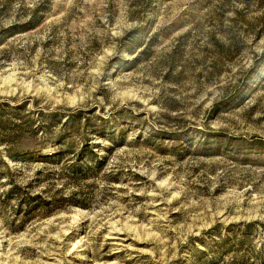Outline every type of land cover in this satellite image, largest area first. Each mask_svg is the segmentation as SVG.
Returning <instances> with one entry per match:
<instances>
[{
	"label": "rangeland",
	"instance_id": "1",
	"mask_svg": "<svg viewBox=\"0 0 264 264\" xmlns=\"http://www.w3.org/2000/svg\"><path fill=\"white\" fill-rule=\"evenodd\" d=\"M0 264H264V0H0Z\"/></svg>",
	"mask_w": 264,
	"mask_h": 264
},
{
	"label": "trees",
	"instance_id": "2",
	"mask_svg": "<svg viewBox=\"0 0 264 264\" xmlns=\"http://www.w3.org/2000/svg\"><path fill=\"white\" fill-rule=\"evenodd\" d=\"M1 130L7 132L8 128L2 129L1 126ZM27 131L28 130H26L25 128L17 126L11 131V134L6 136L7 142L5 144L7 157H9L13 161L23 159L24 169H28L29 167L33 166V164L45 166L42 170V172H46V177L44 178L53 179L54 177L59 178L62 176L63 178H67L72 181L75 185H78L82 179H84L88 175L93 174L94 172L101 170L103 166L102 158L99 160L98 157H95V164L90 168L84 170L81 166V160L74 159L76 157L79 158V156H84L89 153L91 154V156L95 154V152L93 154V150L91 151L89 149L90 143L87 141V139H81V143L71 141L67 142L66 144H58L57 150L52 155H37L32 151L22 152L20 148ZM32 134L35 135L34 132ZM46 134H50V132L46 130ZM21 152L24 156H19ZM2 165L6 168V172L4 175L9 176V180L13 185L11 195L15 197H21L22 199L20 200V202H27V200L25 199V197L27 196L25 190H23L21 186H18L14 181V178L16 180V175L13 172V169L10 168L8 164L3 163ZM42 172H40V175ZM39 182L40 181L38 180L36 183ZM46 205H48V203ZM27 212L28 211H26V214ZM30 213L31 212H28V214Z\"/></svg>",
	"mask_w": 264,
	"mask_h": 264
}]
</instances>
